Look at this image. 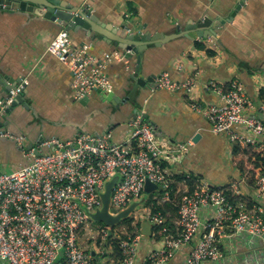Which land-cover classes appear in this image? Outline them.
Instances as JSON below:
<instances>
[{
	"label": "built area",
	"instance_id": "obj_1",
	"mask_svg": "<svg viewBox=\"0 0 264 264\" xmlns=\"http://www.w3.org/2000/svg\"><path fill=\"white\" fill-rule=\"evenodd\" d=\"M46 50L72 72L77 98L93 90H111L107 63L113 56L127 62L118 50L98 57L89 52L88 45L73 46L66 30L56 33ZM254 77L259 97L256 104L264 113V74ZM156 83L158 88L182 87L189 93L196 79L194 74L179 82L172 80L168 71H162ZM27 84L28 78H23L10 89L9 96L0 98V126L4 109ZM206 86L218 99L205 105L194 96L187 98L188 105L206 118L211 132L226 134L242 152L241 179L214 184L198 174L170 172L164 165L166 158L171 154L173 159L178 158L193 142L162 143L154 125L141 114L129 121L131 131L122 142L113 140L110 129L80 132L68 138L45 137L24 150L32 158L29 163L10 171L0 170V258L8 264L102 262L104 252L95 251L99 256L96 259L84 241L88 239L90 212L102 205L105 183L115 174L119 178L110 195L111 214L139 200L146 180L158 185L160 193L153 197V209L141 207L152 225L150 236L158 237L162 246L140 256L137 249L145 237L142 224L131 220V229L120 223L111 232L108 226H99L104 244L107 238L117 240L120 257L111 259L113 264H168L186 246L190 250L181 264H207L223 258L221 244L228 236L242 234L264 240V120L246 114L255 103L239 78L228 82L210 79ZM6 135L0 128V136ZM246 180L254 189L248 197L241 189ZM168 202L177 209L171 223L162 210ZM203 210H207L206 216Z\"/></svg>",
	"mask_w": 264,
	"mask_h": 264
},
{
	"label": "crops",
	"instance_id": "obj_2",
	"mask_svg": "<svg viewBox=\"0 0 264 264\" xmlns=\"http://www.w3.org/2000/svg\"><path fill=\"white\" fill-rule=\"evenodd\" d=\"M69 2L74 6L86 5L99 18L96 26L102 30L123 23L134 32L172 36L143 57L148 66L142 74L157 76L168 71L172 80L179 82L195 74L196 85L189 93L182 87L175 90L156 87L145 92L146 97L141 98L142 113H147L145 120L154 125L162 143L183 142L192 139L193 134H198V138L178 158L173 159V154L168 156L164 165L170 172L198 174L214 184H230L241 179L244 155L226 134L211 132L206 118L190 109L188 99L195 96L208 105L218 99L206 86L208 80L228 82L237 77L243 82L248 98L255 103L246 114L264 120V113L256 104L259 97L254 77V74H264V0H62L63 5ZM239 2L235 16L224 25L215 41L210 37L188 40L182 36L191 20L228 16ZM59 30L30 20L24 13L6 14L0 20V69L14 82L28 78L22 102L2 116L0 128L5 129L8 137H0V168L13 170L29 163L32 158L24 150L42 135L68 138L80 132L102 133L110 129L113 140L122 142L131 131L128 123L136 116L131 108L114 110L97 90L86 95L88 99L83 103L82 98L75 96L72 72L46 50ZM68 33L73 46L88 45L89 52L98 57L113 51L100 41L82 38L78 32ZM195 41L204 44L213 54L197 48ZM131 67L114 56L109 60L105 71L112 90L123 84ZM13 131L17 133L13 135ZM241 189L245 197L254 191L249 180L241 184ZM162 210L171 223L176 217V205L168 202L162 205ZM202 213L206 216L207 210ZM161 246L158 237L145 236L137 252L144 256ZM221 249L223 258L207 264L264 263V240L261 239L231 235L222 241ZM189 250L186 246L177 251L168 264H181ZM0 264L8 263L0 258Z\"/></svg>",
	"mask_w": 264,
	"mask_h": 264
},
{
	"label": "water",
	"instance_id": "obj_3",
	"mask_svg": "<svg viewBox=\"0 0 264 264\" xmlns=\"http://www.w3.org/2000/svg\"><path fill=\"white\" fill-rule=\"evenodd\" d=\"M240 4L241 2L236 4L228 16L217 17L214 20L202 16L196 20H191V22L186 24L185 28L187 31L182 36L188 40L210 37L215 41L216 35L224 28V25L233 19ZM13 13H24L30 20L47 23L53 29L63 28L66 31L78 32L86 40L93 42L100 41L103 45L112 48V50H118L124 53V59L132 67L129 69L130 71L127 75H125L123 84L118 89L111 91H98L100 93L99 96L103 101H107L109 106H112L114 110L131 108V113L134 116L141 114L143 118L146 117L147 113H142L143 101L141 98L143 95L146 97L145 92H151L156 88L157 83L154 82V79L157 76L150 74L144 77L142 71L147 69L146 66L148 64L143 57L147 56L151 49L160 47L167 42L172 36H151L149 33L134 32L123 23L106 27L107 32L106 30L97 28L96 25L99 18L86 5L83 7L74 6L70 2L63 5L62 0H0V20L6 14ZM16 84H18V81H11V78L7 76V72L0 69V98L9 96L10 89L15 87ZM25 86L13 97L10 105L4 109V113L10 112L19 102H22L21 99L25 92ZM84 99L87 101L88 97L84 96L80 101L83 103ZM1 130L5 132V129L2 128ZM15 133L17 132L13 131V135ZM45 137L47 136L42 135L38 141L43 140ZM9 138H11V141L17 142L14 137ZM197 138L198 134H193L192 140L196 141ZM19 150H21V147H19ZM35 152L39 154L40 151L36 149ZM118 178L119 175L115 174L105 183L104 191L101 193L102 205L95 212H90V218L95 221H102L109 227L110 232L113 227L128 218L129 214L137 206L144 204L148 197L158 189L157 184L146 180L143 186L144 194L139 200L132 201L122 211L111 214L108 210L110 195ZM151 228L152 225L146 220L142 223L141 232L145 236H150ZM90 253L96 259H99L95 250H91ZM98 264H101V262L99 261Z\"/></svg>",
	"mask_w": 264,
	"mask_h": 264
},
{
	"label": "rangeland",
	"instance_id": "obj_4",
	"mask_svg": "<svg viewBox=\"0 0 264 264\" xmlns=\"http://www.w3.org/2000/svg\"><path fill=\"white\" fill-rule=\"evenodd\" d=\"M1 171H10L12 169L8 168V167H2L0 168ZM160 192H157V196L159 195ZM143 206V205H141ZM141 206H137L132 213L129 216V221H127L128 224V229H131V220L132 221H136L140 224H142L144 221H146L145 219V211ZM125 219L121 221V223H125ZM88 228H87V232H86V236H88V239L86 241H84L86 247L89 250H95L98 254L101 253V251L104 252V258L101 262V264H113L111 263V259H113V261L117 260V252L115 251L112 242L116 241L115 238H112L113 240H111L109 238H107V241L104 244V238L101 239L100 234H99V226H106L102 221H95L92 218L89 217L88 219ZM100 241V242H99ZM102 241V242H101ZM112 241V242H110Z\"/></svg>",
	"mask_w": 264,
	"mask_h": 264
},
{
	"label": "trees",
	"instance_id": "obj_5",
	"mask_svg": "<svg viewBox=\"0 0 264 264\" xmlns=\"http://www.w3.org/2000/svg\"><path fill=\"white\" fill-rule=\"evenodd\" d=\"M194 43H195V46H196L197 48H199V49H205L204 44L200 43L199 41H195ZM205 50H206L209 54H213V52L210 51L209 49H205ZM172 197H173V196H172ZM153 203H154V200H153L152 195H151V196L148 197V199L144 202L143 205H144V206H147V207H150L151 209H153V206H154ZM125 221H126L125 223L127 224V221H129V219H125ZM112 245H113L115 251L117 252V255H118L117 260H118L119 257H120V254H119V249H118L117 241L112 242Z\"/></svg>",
	"mask_w": 264,
	"mask_h": 264
},
{
	"label": "clouds",
	"instance_id": "obj_6",
	"mask_svg": "<svg viewBox=\"0 0 264 264\" xmlns=\"http://www.w3.org/2000/svg\"><path fill=\"white\" fill-rule=\"evenodd\" d=\"M60 30H64V29H60ZM60 30H59V31H60ZM59 31H58V32H59ZM58 32H57V33H58ZM111 90H112V89H111ZM189 139H190V138H189ZM189 139H187V140H189ZM190 140L193 142L192 139H190ZM185 141H186V140H185ZM174 143H175V142H174ZM172 144H173V143H172ZM192 145H193V144H192ZM192 145H190V146H192ZM190 146H189V147H190ZM189 147H188V148H189ZM188 148H187V149H188ZM186 151H187V150H186ZM186 151H185V152H186ZM156 192H157V191H156ZM156 192H154V193L152 194V198L154 197V195H157ZM159 192H160V191H159ZM153 200H154V198H153ZM142 205H143V204H142ZM140 206H141V205H140ZM143 206H144V205H143ZM144 207H146V206H144ZM126 219H128V218H126ZM122 224H124V223H122ZM116 241H117V240H116Z\"/></svg>",
	"mask_w": 264,
	"mask_h": 264
}]
</instances>
